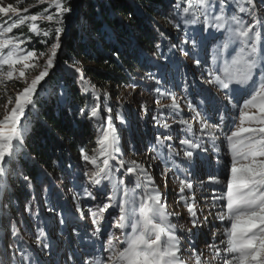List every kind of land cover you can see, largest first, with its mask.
<instances>
[{
	"label": "snow or ice",
	"instance_id": "6c2138e0",
	"mask_svg": "<svg viewBox=\"0 0 264 264\" xmlns=\"http://www.w3.org/2000/svg\"><path fill=\"white\" fill-rule=\"evenodd\" d=\"M22 2L23 0H17V3ZM38 3H46L47 7L41 13L31 15L27 14L29 12L27 7L21 11L13 4L0 5V14H14L12 22L0 23V85L13 79L23 81L25 84V87L14 97H7V103L4 105L5 114L0 117V178H7L15 173L29 185L32 183V178L23 172H17L12 166L17 164L21 156L25 154L26 112L30 114L37 105L38 88L49 76V70L55 66L57 51L61 48L65 16L73 11L71 0H38ZM174 7L178 20L173 23V26L177 30L181 28V24L185 27L200 25L201 32L211 30L223 35L222 42L217 46L215 57L223 63L214 69L215 75L212 72L209 73L212 78L205 83L215 85L218 91H224V96L229 103L241 90L248 95L239 109L240 124L235 126L230 134L224 136V142L227 144L226 154L231 156L230 175L223 182L226 191L222 189L221 195L212 197L214 201L223 202L221 208L224 211L217 212L216 215L218 219L227 221L228 224L224 228L225 239L220 241L223 248L216 244L208 245V247L221 257L222 264H264V0H259V3L257 0H175ZM38 20L48 21L57 26L47 30L41 29L36 23ZM26 23H28L29 31L37 36L53 38L49 52L37 53L21 46L30 43L31 37L22 39V34L13 33L14 29ZM160 35L163 37L164 33L161 32ZM40 42L48 43L47 40ZM190 42L193 46L196 45V41L192 38H186L181 43L187 45ZM233 45L236 47L233 48ZM156 48L159 49L160 44H156ZM171 48L185 57L191 53L190 49L186 50L180 43L171 44ZM230 48L234 55L228 59L224 54ZM112 54L119 57V52ZM41 57H46L42 66L39 63ZM195 64L200 66L201 61L195 59ZM72 67L76 73L80 74L84 90L90 89L95 101L88 111H86L87 105L85 108H80L79 115L98 122L96 147L91 150V154L84 147L79 149L83 161L92 165L91 170L83 172V177L86 179L81 183L80 188L84 196L96 201L97 194H102L101 186H111V192L107 196L109 202L104 203L101 200L95 204L94 209L88 210L91 224L95 226L92 235L97 239L104 235L102 222L105 220V213L113 208L118 209L119 216L109 213V217L116 222L108 226L121 230L130 229L125 233L123 241L113 236L107 240L106 247L102 245L104 250L110 253L106 260L93 256L90 261L85 260L83 264H187L183 258V250L186 249L185 241L189 239L194 241L195 233L192 229L202 223L197 217L195 197L191 198L192 203H188L183 195L185 189L193 187L192 183L187 179L179 180L180 199L185 201L184 206L190 217L192 228L184 225L178 227L172 223V217L179 216L180 213L168 211L167 201L147 168L136 160L125 161L122 158L124 153L121 136L113 122V108L107 103L110 94L107 91L103 92L105 99L103 111L107 115L102 117L99 103L100 90L84 78V69L78 61H74ZM37 69L38 74L29 81L27 73ZM148 78L156 80L157 84L161 83V80L156 79L151 73L148 74ZM130 87L134 90L137 85L132 83ZM156 93L158 98L155 104L158 109H171L175 112L180 108L173 92L167 89L161 91L157 88ZM164 97L170 98L171 103L162 104L161 99ZM187 106L192 109V101H187ZM161 115H164L163 111ZM199 115L197 113L192 119L196 120ZM115 118L124 123L119 113ZM153 119L157 126L165 130L155 137L159 151H164L166 148L168 153L180 155L173 144L166 142L174 138L172 124L183 125L192 132L190 121L183 118L173 119L172 124H169L159 117H153ZM199 122V131L202 134L209 133L210 129H219V124H209L203 119ZM209 134L213 142L218 139L216 135ZM179 145L184 146L181 151L183 158L187 161L193 160L194 150L207 151L200 143L189 138L179 139ZM213 147L216 148L215 143ZM112 161L116 164L111 163ZM120 169H125L129 176H135L132 188H129L123 179L113 182L114 175ZM170 171L171 169L165 168L162 173L165 187L168 181L167 173ZM46 174L51 176V173ZM141 177H144V181ZM213 182L222 183L219 179H214ZM85 185L97 189V194ZM3 188L7 193L9 185L5 182ZM80 194L74 193L73 199H77ZM76 210L83 219L85 213L79 204ZM28 211L31 209L29 208ZM48 211L56 214L55 206L50 205ZM204 220H207V216ZM63 222L61 220V223ZM12 229L11 235L19 237V229L15 223L12 224ZM178 233L191 235L181 236ZM44 236L45 232L41 229L35 241L41 252L49 248L43 240ZM19 238L22 239V237ZM117 243H123L126 246L119 249ZM7 247L10 248L12 245ZM16 251L21 253L18 258L14 254L7 262L0 258V264H26V262L39 264V257L25 254L23 247L18 246ZM193 251H195L194 247ZM68 259L71 260L72 257L69 256ZM192 261L193 264H204L200 255L193 257Z\"/></svg>",
	"mask_w": 264,
	"mask_h": 264
},
{
	"label": "trees",
	"instance_id": "16d2710c",
	"mask_svg": "<svg viewBox=\"0 0 264 264\" xmlns=\"http://www.w3.org/2000/svg\"><path fill=\"white\" fill-rule=\"evenodd\" d=\"M71 4L73 11L65 16L68 22L73 17L77 0H71ZM174 5L175 0L80 1L75 21L64 30L60 51L61 67L50 70L46 83L38 90L36 107L24 120L27 129V159L22 155L14 168L17 172L29 175L32 183L29 185L21 176L13 173L7 177L8 192L5 193L3 187L0 190V258L5 262L13 254L17 258L21 255L16 251L18 246L25 249V254L32 255L24 241L17 239L20 245L12 244L13 223L18 225L26 239L35 243L40 230L45 232L46 223H50L52 228L56 225L57 215L48 211L50 205L55 206L56 213L64 219L70 222L74 220L75 215L65 204L64 196L57 186L72 195L81 190L80 185L86 179L83 172L92 169V165L86 164L80 157L79 149L84 147L91 154V150L96 147L98 122L89 120L87 116H80L79 109L87 105L88 111L95 101L91 90H84L80 74L73 70L72 75H67L64 67H72L74 61H78L84 69V78L102 93L107 91V87L132 83L154 97H158L157 88L169 91L182 73L175 57L178 52L174 54L169 49L171 44L180 43L186 50H191L189 56H194L190 43H181L187 38V27L181 24V28L177 30L173 26L178 20ZM158 17L161 22L156 20ZM41 25V29H47L45 24ZM161 32L164 33L163 37ZM26 33L40 46L49 45L53 39ZM41 40H47L48 43L43 44ZM156 44H160L159 49ZM160 49L163 50L162 55L159 53ZM113 52H119V57L114 56ZM149 73L161 80V83L157 84L156 80L149 79ZM61 89L63 101H59ZM99 103L101 116H106L103 111L105 99ZM107 103L113 108L114 124L116 125L117 113L124 120L123 124L119 120L121 139L127 144L132 142L134 146L137 145L131 137L132 133H136L132 128L136 123L134 117L123 116L113 104ZM163 112L164 120L177 117L171 110ZM150 131L153 138L165 132L164 129L156 128H151ZM144 146L150 157L157 159L166 156V149L159 151V146L153 140L145 142ZM134 150L139 152L137 146ZM46 173H51V176ZM113 179H123L129 188L135 182V177L128 180L118 173ZM141 180L144 181V177ZM110 188V185L101 186V191L108 196ZM76 204L75 202L77 209ZM29 208L31 211H28ZM43 240L48 244L46 232ZM8 245L12 247L9 248Z\"/></svg>",
	"mask_w": 264,
	"mask_h": 264
},
{
	"label": "rangeland",
	"instance_id": "374dc122",
	"mask_svg": "<svg viewBox=\"0 0 264 264\" xmlns=\"http://www.w3.org/2000/svg\"><path fill=\"white\" fill-rule=\"evenodd\" d=\"M80 1L81 0H77L72 19L69 22L68 20H65L63 25L65 31L67 29L66 27H69L71 22L75 21ZM8 4H13L21 11L25 7L29 8V12L27 13L29 15L41 13L43 9L47 7L46 3L40 4L38 3V0H23L22 3H17V0H0V5L7 6ZM37 9L38 11H36ZM51 11H54V9H51ZM13 19L14 14H0V23H4L5 21L10 23ZM156 20L158 22L162 21L159 17ZM36 23L39 27L42 26L41 24H45L47 29L57 26L54 23L44 20H38ZM201 27L202 26L200 25L187 27V38H192L196 41L195 46L190 42V46L194 52L193 57H185L177 53L176 49L169 48L174 54L177 53L175 56L176 61L180 64L182 70V73L179 75L180 79H178L174 87L169 89V91L176 95L180 104V108L174 112L177 116L175 120H180L181 118L189 120L192 126V132H189L183 125L172 124L174 118L166 120L169 124H172L173 132H175L173 140L166 143L173 144L176 151L180 152V155L177 156L170 154L166 150L167 153L165 157L155 159L148 155V150L144 146L147 141L149 142L153 140L156 142L155 138H153L150 133L151 128L162 129L156 125L153 119V117H159L161 120H164L163 115H161L163 110L158 109L155 104V100L158 97H154L153 94L139 89L138 87L133 90L130 85H113L107 87L106 90L110 94L107 101L113 104L120 113H123V116L127 118L133 116L136 121L132 127L133 132L136 133H132L133 136L131 137L134 138V141L137 144L135 146L139 148V152L134 150L135 146L132 142L127 144L126 141L121 139L122 151L124 153L122 158L125 161L136 160L147 168V171L153 176L156 184L159 185L161 193H163L164 198L167 201L168 211L180 213L179 216L172 217V223L176 224L178 227L184 225L188 228H192L190 217L184 206L185 201L180 199L181 193L179 191V180L187 179L193 185L191 189H185L183 195L188 203H192L193 201L191 198L195 197L194 204L197 211V217L202 223L192 229L193 233H195L194 241L192 239L185 241L186 249L183 250V258L187 261V264H193L192 258L196 255H200L204 264H222L221 257L217 256L208 245L216 244L223 248L220 241L225 239L224 228L228 226V224L227 221H221L218 219L216 215L217 212L224 211V209L221 208L223 202L219 200L214 201L212 197L214 195H221L222 189L226 191L223 182L226 177L230 175L231 156L226 154L227 144L224 142V136L230 134L231 130H234L235 126L240 124L239 109L243 105V101L248 98V95L241 90L235 95L232 102L229 103L224 96V91H218L215 85L205 83L206 80L212 78L209 76V73L212 72L213 75H215L216 72L214 69L218 68L223 63L222 60L215 59L217 55V46L222 42L223 35L211 30L209 32H201ZM65 31L61 34V42ZM26 32L34 34L29 31L28 23L14 29L13 34H22L21 38L23 39L28 37V33ZM51 43H49V45L40 46L31 39L30 43H25L21 46L27 50L36 51L37 53H47L50 51ZM235 47L236 46L233 45V48ZM61 49L62 45L57 51L55 68L61 67ZM159 53L162 55L163 50L160 49ZM231 55H234L232 48L224 54L225 58L228 59H230ZM45 59L46 57L40 58L39 63L41 66ZM195 59L201 61L200 66L195 64ZM64 68L67 75H72L74 70L73 67L67 66ZM38 71L39 70L37 69L27 73V79L31 81V79L38 74ZM47 78L48 77L45 78V81L41 82V87L46 83ZM23 87H25L23 81L15 79L0 85V117L5 114L4 105L7 103V97H14L18 91L23 89ZM41 87H39L38 90ZM100 92L101 100H103V93L102 91ZM59 101H63L62 89L59 94ZM187 101H192V109L188 108ZM161 103L168 105L171 103V100L168 97H164L161 99ZM171 111L173 112V110ZM197 113L200 114L199 117H197L196 120H193L192 117L196 116ZM28 115L29 113L26 112V116ZM200 119L206 120L209 124H219V129L209 130V133L218 137L215 142H213L209 133L202 134L199 131ZM115 126L119 129V119H117ZM193 133L195 134L193 135ZM183 138H189L194 142L200 143L204 149H207V151L196 149L194 150L193 160H185L181 151L184 146L179 145V139ZM213 143H215V149ZM23 156L24 159H27L26 151ZM111 163L116 164L115 161H112ZM12 167H14V165ZM165 168L171 169V171L167 173V187H165L164 177L162 176ZM118 174L121 177H127L128 180H132L135 177L134 175H127L125 169H120ZM214 179H219L222 183H214ZM5 182L8 183L7 178H0V190ZM113 182H115L114 179ZM57 187L64 196L65 204L70 207L72 213L75 215L74 220L70 222L56 213V225L52 228L50 223H46L45 232L46 236L49 238V248L45 249L44 252H41L40 248L35 243H31L29 238L26 239L22 231L18 228V225H16V227L19 229V237H22V239L11 235V239L14 241L12 244L14 246L20 245V242L18 243L17 239L24 241L25 244L28 245L32 256L39 257V264H83L85 260L90 261L93 256L98 259L106 260L110 253L105 251L102 245L106 247L107 240L113 236L117 237L119 241H123L125 233L130 231V229L121 230L108 226L109 224L114 225L116 222L109 217V213L118 217V209H109V211L105 213V220L102 222V231L104 232V235L97 239L92 235V230L95 226L91 224V217L88 215V210L94 208L95 204L99 203L101 200L104 203H108L107 194L102 191V194H97V189H92L88 186L94 194H97V200L90 202L88 198L82 194V190L74 192L81 193L77 199L74 200V193L71 195L64 191L62 187ZM109 192H111V188ZM75 202L80 205L85 213L83 219L80 218V213L76 210ZM112 203H115V201H112ZM205 216H207V220H204ZM61 220L64 222L61 223ZM12 230L13 229L11 228V233ZM178 234L181 236L191 235L186 233ZM125 246L126 245L123 243H117L119 249H122ZM193 247L195 248V251H193ZM69 256L72 257L71 260L68 259Z\"/></svg>",
	"mask_w": 264,
	"mask_h": 264
}]
</instances>
